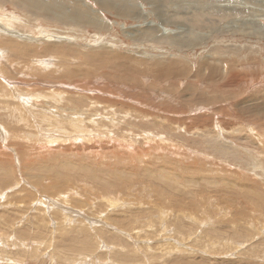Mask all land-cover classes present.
<instances>
[{"label": "rangeland", "instance_id": "obj_1", "mask_svg": "<svg viewBox=\"0 0 264 264\" xmlns=\"http://www.w3.org/2000/svg\"><path fill=\"white\" fill-rule=\"evenodd\" d=\"M238 3L0 0V264H264V0Z\"/></svg>", "mask_w": 264, "mask_h": 264}, {"label": "crops", "instance_id": "obj_2", "mask_svg": "<svg viewBox=\"0 0 264 264\" xmlns=\"http://www.w3.org/2000/svg\"><path fill=\"white\" fill-rule=\"evenodd\" d=\"M245 1L246 0H241V2L243 3H238V6L237 7H250V8H252V9H259L260 8V6L259 7H253V6H251L250 4H248V3H245ZM251 1H253V0H251ZM237 2H239V0H237ZM263 9H264V4H263ZM262 16H263V19H264V10H263V12H262ZM230 19H233L232 18V16H231V18ZM254 20H258V18L257 19H255V18H252L251 19V21H254ZM250 24H253V23H251V22H249ZM257 24H260V22H256ZM263 31H264V27H263ZM200 37H202V36H199L198 34H194V36H193V39L192 40H190L189 42H191L192 44H196L194 47H196V46H200L201 44H202V42H203V40L200 38Z\"/></svg>", "mask_w": 264, "mask_h": 264}, {"label": "bare ground", "instance_id": "obj_3", "mask_svg": "<svg viewBox=\"0 0 264 264\" xmlns=\"http://www.w3.org/2000/svg\"><path fill=\"white\" fill-rule=\"evenodd\" d=\"M79 5V4H78ZM81 5V4H80ZM255 7V6H254ZM210 55V54H209ZM210 81V80H209ZM264 102V101H263ZM264 104V103H263ZM17 107V106H16ZM221 111V110H220ZM245 116V115H244ZM246 117V116H245ZM219 120V119H218ZM19 132V131H18ZM112 205V203L110 204V206ZM225 233V231H224ZM232 233V232H231ZM233 242V241H232ZM241 243V242H240ZM234 246H237V245H234Z\"/></svg>", "mask_w": 264, "mask_h": 264}]
</instances>
